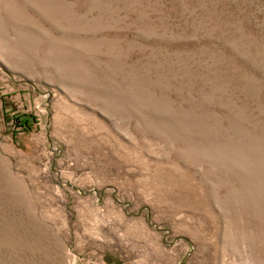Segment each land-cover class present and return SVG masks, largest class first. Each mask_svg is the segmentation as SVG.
Segmentation results:
<instances>
[{"label":"rangeland","instance_id":"1","mask_svg":"<svg viewBox=\"0 0 264 264\" xmlns=\"http://www.w3.org/2000/svg\"><path fill=\"white\" fill-rule=\"evenodd\" d=\"M0 264H264V0H0Z\"/></svg>","mask_w":264,"mask_h":264},{"label":"trees","instance_id":"2","mask_svg":"<svg viewBox=\"0 0 264 264\" xmlns=\"http://www.w3.org/2000/svg\"><path fill=\"white\" fill-rule=\"evenodd\" d=\"M19 121H20V123H21L20 127H21L24 131H29L30 126H29V124H28V121L23 120V119H19Z\"/></svg>","mask_w":264,"mask_h":264}]
</instances>
